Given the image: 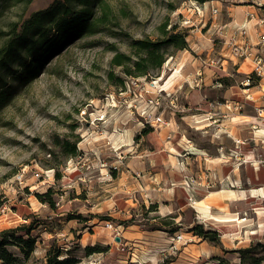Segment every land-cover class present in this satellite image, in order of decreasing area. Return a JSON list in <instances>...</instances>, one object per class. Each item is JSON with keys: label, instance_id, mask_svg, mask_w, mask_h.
I'll list each match as a JSON object with an SVG mask.
<instances>
[{"label": "rangeland", "instance_id": "obj_1", "mask_svg": "<svg viewBox=\"0 0 264 264\" xmlns=\"http://www.w3.org/2000/svg\"><path fill=\"white\" fill-rule=\"evenodd\" d=\"M54 1L0 0V49ZM105 1L111 13L100 31L52 53L36 77L21 81L16 64L1 72L0 231L30 225L36 241L25 260L15 246L7 250L23 264H46L50 249L75 264H264V248L244 252L264 245V193L242 194L264 186V138L253 133L264 129L254 119L264 75L253 72L255 58L264 59V0ZM164 33L183 36L186 48L167 45L159 69L130 76L112 65L116 52L132 54L131 40ZM248 151L254 156L244 159ZM49 189L53 207L44 202ZM231 190L238 200H227ZM201 200L207 214L194 207ZM227 213L246 218L239 233H222L210 219ZM194 223L218 241L193 235ZM176 234L178 252L158 259Z\"/></svg>", "mask_w": 264, "mask_h": 264}, {"label": "trees", "instance_id": "obj_2", "mask_svg": "<svg viewBox=\"0 0 264 264\" xmlns=\"http://www.w3.org/2000/svg\"><path fill=\"white\" fill-rule=\"evenodd\" d=\"M205 2V0H198ZM110 8L105 0H55L47 8L31 13L12 31V36L0 49V88L6 85V79L1 72L12 73L14 64L21 68L18 78L28 81L37 76L44 62L54 52L61 50L66 44L92 35L100 31L101 26L109 21ZM157 41L148 39L131 40L132 54L116 52L111 60L112 65L122 67L123 72L130 76H143L150 69H159L165 61V47L172 45L178 49L186 48V40L175 33ZM4 92H1L3 96ZM0 96V97H1ZM150 130H144V134ZM68 154H75V146L67 150ZM59 177V174H56ZM45 195L44 202L54 206L51 198V189ZM48 195V196H47ZM41 198V195H37ZM32 227L16 226L15 228L0 231V260L2 264H23L35 248V238L29 235ZM175 230H170L174 232ZM193 235L218 241L215 230L205 229L202 224L194 223L189 229ZM211 237L209 238V236ZM13 245L19 249L21 258L7 250V246ZM254 247H262L260 242L255 243L244 252H251ZM98 252L94 247L86 248V253ZM62 252L49 250L46 264H75L72 257L59 259ZM240 260L244 258L240 256ZM221 263V261H220ZM224 264V263H222ZM253 264H257L254 262Z\"/></svg>", "mask_w": 264, "mask_h": 264}, {"label": "built area", "instance_id": "obj_3", "mask_svg": "<svg viewBox=\"0 0 264 264\" xmlns=\"http://www.w3.org/2000/svg\"><path fill=\"white\" fill-rule=\"evenodd\" d=\"M247 25L246 26H241L239 28H237V32L239 30V35L240 36H246L247 34ZM264 39V38H263ZM234 51L237 52L238 49L240 50V55L243 53L242 51L245 50L243 47H238L237 46H234L233 47ZM244 54V53H243ZM254 74L257 76V77H262L264 75V59H262L261 57L257 56L255 58V66H254V70H253ZM251 77L247 75L246 79H245V82H244V87L246 86L247 88L249 86L252 85L253 82H251ZM245 91V90H244ZM255 111H256V115H255V120L257 121V124L259 126H262L264 127V108L263 107H259V108H255ZM154 122H159L162 123V119L159 118V117H156L154 119H152ZM146 121H149V119H147ZM260 130L262 129H257L256 126H255V131L253 133H258ZM254 136H256L254 134ZM262 137L264 138V133L262 135ZM235 143H238V140H235ZM27 173V170H24L22 169L20 172H18L16 174V179L21 182V179L24 177V175ZM36 177H41V175L37 172L35 174ZM105 228L107 229H111V228H114L113 225L106 221L105 222V225H104ZM119 235V232L117 231V228L115 229V234H113V237L114 238H119V241H118V245H122L121 244V241L122 239L118 236ZM183 240V237L182 235H175L174 237L171 238V241L169 242L168 244V247L167 249L165 250H159L158 252H154L155 256L158 257V259L160 260H164L166 259L169 255H175L178 250H179V244L181 243V241ZM121 250H123V246L120 248Z\"/></svg>", "mask_w": 264, "mask_h": 264}, {"label": "crops", "instance_id": "obj_4", "mask_svg": "<svg viewBox=\"0 0 264 264\" xmlns=\"http://www.w3.org/2000/svg\"><path fill=\"white\" fill-rule=\"evenodd\" d=\"M243 11V10H242ZM246 11H248L249 13H253V10H246ZM247 12V13H248ZM236 20H239V22H242V20H243V17L242 16H238L237 17V19ZM255 108H259V107H261V106H254ZM254 119H255V117H254ZM256 121V120H255ZM172 153H177V150L175 149V148H171V150H170ZM253 156H254V153H252V152H250V151H248L247 153H244L243 154V157H244V159L246 158V159H251V158H253ZM261 186H263V185H258L257 187H251V188H249V189H243L242 190V194L243 195H246V197H247V199L248 198H252V196H253V194H252V190H254V189H256V188H258V187H261ZM251 189V190H250ZM219 192V191H218ZM229 193H232V194H234V195H236V198H237V194H236V191H230ZM263 193H264V189H263V191L261 190L259 193H257V194H260V195H263ZM256 194V195H257ZM254 198V197H253ZM261 199H264V198H261ZM238 200V199H237ZM202 201V200H201ZM234 201H236V200H234ZM200 201H196V202H194L193 204H194V207L196 208V209H198V211L201 213V214H207L208 213V209H206V208H203L202 206H200L198 203H199ZM251 209H253V208H251ZM236 215V218H240V219H243V221L241 222V224H240V226H239V228H238V231H236V228L234 227V225H232V224H226V223H218V222H216V219L217 218H221V217H224L223 215L222 216H214V215H210V219H213L212 221H215L218 225H217V229L218 230H220V232H222V233H225V234H229V233H234V234H236V233H239L240 231H241V228H242V226H243V224L246 222V218L244 219V218H242V217H240V216H237V214H235ZM225 216H232V215H228V213L225 215ZM246 226V225H245ZM244 226V227H245Z\"/></svg>", "mask_w": 264, "mask_h": 264}, {"label": "bare ground", "instance_id": "obj_5", "mask_svg": "<svg viewBox=\"0 0 264 264\" xmlns=\"http://www.w3.org/2000/svg\"><path fill=\"white\" fill-rule=\"evenodd\" d=\"M151 85H156V83L155 84H151ZM258 133H260L261 135H263L264 129L260 130ZM263 189H264V186H261V187H258L256 189L252 190L251 191L252 194H253L252 197H256V194L259 193L261 190L263 191ZM210 195H211V193H208V196H210ZM257 195H260V194H257ZM227 200H230V201L237 200L236 195H234L232 193H228ZM198 204L200 206H202L203 208L209 209L208 208V205L205 204L204 201H200ZM211 220H213V219H211ZM242 221H243V219L236 218V215L235 214L232 215V216H229V217L228 216H224V217H221L220 219L219 218L216 219V222H218V223H226V224H232V225H234V227L236 228V231H238V228H239V226H240V224H241ZM112 231H114V230L111 228V231L110 232H112Z\"/></svg>", "mask_w": 264, "mask_h": 264}, {"label": "water", "instance_id": "obj_6", "mask_svg": "<svg viewBox=\"0 0 264 264\" xmlns=\"http://www.w3.org/2000/svg\"><path fill=\"white\" fill-rule=\"evenodd\" d=\"M116 241H119V238H116Z\"/></svg>", "mask_w": 264, "mask_h": 264}]
</instances>
